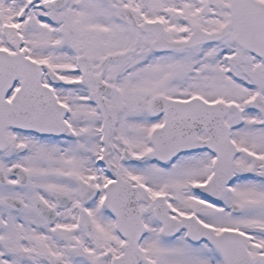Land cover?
<instances>
[{
	"label": "snow or ice",
	"instance_id": "obj_1",
	"mask_svg": "<svg viewBox=\"0 0 264 264\" xmlns=\"http://www.w3.org/2000/svg\"><path fill=\"white\" fill-rule=\"evenodd\" d=\"M0 264H264V0H0Z\"/></svg>",
	"mask_w": 264,
	"mask_h": 264
}]
</instances>
